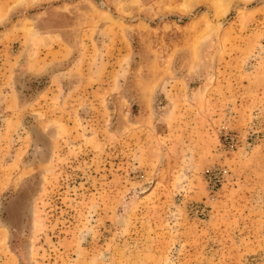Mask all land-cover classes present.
<instances>
[{
  "label": "rangeland",
  "instance_id": "obj_1",
  "mask_svg": "<svg viewBox=\"0 0 264 264\" xmlns=\"http://www.w3.org/2000/svg\"><path fill=\"white\" fill-rule=\"evenodd\" d=\"M0 264H264V0H0Z\"/></svg>",
  "mask_w": 264,
  "mask_h": 264
},
{
  "label": "crops",
  "instance_id": "obj_2",
  "mask_svg": "<svg viewBox=\"0 0 264 264\" xmlns=\"http://www.w3.org/2000/svg\"><path fill=\"white\" fill-rule=\"evenodd\" d=\"M14 0H2V2L5 4V5H10L12 2H13ZM5 9H7V8H5ZM15 11H17V9H13V11L12 12H15ZM11 12V11H10ZM10 12H8L7 14H9ZM9 16V15H8Z\"/></svg>",
  "mask_w": 264,
  "mask_h": 264
}]
</instances>
